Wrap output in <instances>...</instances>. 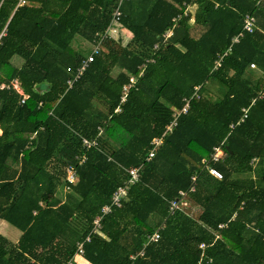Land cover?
<instances>
[{"label":"trees","instance_id":"obj_1","mask_svg":"<svg viewBox=\"0 0 264 264\" xmlns=\"http://www.w3.org/2000/svg\"><path fill=\"white\" fill-rule=\"evenodd\" d=\"M116 10L131 39L107 38L79 76ZM15 80L27 99L1 89ZM0 129V220L21 232L0 233V264H264V0H0Z\"/></svg>","mask_w":264,"mask_h":264},{"label":"built area","instance_id":"obj_2","mask_svg":"<svg viewBox=\"0 0 264 264\" xmlns=\"http://www.w3.org/2000/svg\"><path fill=\"white\" fill-rule=\"evenodd\" d=\"M187 14V13H186ZM121 16V12L119 10H116L114 13V17H113V27L108 28V30L106 31L105 34L100 35L99 36V40H97V43L94 45L91 53L87 56V58L83 61L82 65L78 68V74L79 76L82 75L85 70L89 67V65L94 61L95 57L100 53V49H101V45L103 44V42L107 39V38H116L118 39V37H116L115 35L119 34V27H118V21L120 19ZM255 24H256V19L254 16H247L245 19V26L243 28V32L235 37L233 39L234 43H238L241 38L243 37L244 33H252L255 30ZM230 51V49L223 55L220 57V60H218L216 62V67H219L221 65V61L223 59L224 56H226L228 54V52ZM253 68L255 67L254 64L251 65ZM71 82V81H70ZM136 83V77L131 76L130 77V84L126 87H124V92L127 93L129 91V89ZM13 87L14 89H16L20 94L24 95V98L27 99L28 96H25L22 87H21V83L18 80L12 81V84H2L1 85V89H10V87ZM25 99L23 100V102L25 101ZM190 99H185V105L183 106L182 109H176L173 113V120L170 122V124L167 126L166 128V132L165 134L160 137V138H155L152 142V150L149 153L148 156V161L150 159H152L155 154H156V150L163 144V140L164 137L166 136V134L170 133L178 124L179 118L180 116H182L183 114H186L190 108ZM245 112V116L247 115V110H244ZM84 143L88 146H91V143L89 141H87L86 139L84 140ZM225 157V152L222 151V149L217 148L214 152V154L212 155V159L217 161L219 159H223ZM205 163H207L206 161H204ZM140 169L141 168H131L128 170L129 173V179L127 180L126 183H124L122 186H120L117 191L113 194L112 196V200H111V204L110 205H106L103 207L102 212L103 215L109 213L113 207H121L122 206V202L123 200L127 197L128 195V190L130 185L135 184L139 181L140 179ZM211 173L218 177L221 178L222 175L214 170V169H210ZM195 179V178H194ZM77 180V175L75 172V169L73 167H70L67 169V182L69 184L75 183ZM69 185L66 186V190L69 189ZM191 191L194 190V187H191L190 189ZM185 192H180L179 197H177L175 200H173L171 202V207H170V211L172 213H174L176 210L181 209V206L184 202V199L186 197ZM102 219V217L97 218L95 220V224H96V230L99 227V223L100 220ZM160 239V233L159 231L154 232L152 235L149 236V242H157ZM87 240H89V238H87ZM79 250V254H83L84 253V249H83V243L79 244L78 247ZM132 259H135L134 256H132ZM69 264H74V263H69Z\"/></svg>","mask_w":264,"mask_h":264},{"label":"rangeland","instance_id":"obj_3","mask_svg":"<svg viewBox=\"0 0 264 264\" xmlns=\"http://www.w3.org/2000/svg\"><path fill=\"white\" fill-rule=\"evenodd\" d=\"M197 9H198V7L196 5H192L190 7V10H191L192 14H196V12L199 11ZM194 27H195L194 34L196 36V35H198L201 32V30H200V28H198L196 26H194ZM124 32H126V31L122 30V32H121L122 34L115 35L116 37H118L121 40L122 45H126L129 42V40H130V36H132L130 34L126 35L127 32L125 34H124ZM82 46L85 49L84 53H87V51L88 52L91 51L92 47H93L92 45H89L86 42H82ZM23 62L24 61L20 57H14L13 58V63L16 66H21ZM209 88L211 89L213 96L214 95H216L218 97L220 96V90H219L217 84L210 83ZM0 233L3 234L8 239L14 241V242H16L21 237V232L18 229H16L11 224H9L8 222L3 221V220H0ZM229 235L232 236V237H236L234 228H231L229 230ZM77 261L78 262H82L81 259H79V258H77Z\"/></svg>","mask_w":264,"mask_h":264},{"label":"crops","instance_id":"obj_4","mask_svg":"<svg viewBox=\"0 0 264 264\" xmlns=\"http://www.w3.org/2000/svg\"><path fill=\"white\" fill-rule=\"evenodd\" d=\"M124 31H126V32H127V33H126V32H124V34L126 33V35H127V34H130V35H132V34H131L129 31H127V30H124ZM119 34H122V33L120 32ZM131 37H132V36H130V39H131ZM1 133H2V131H1V129H0V135H1Z\"/></svg>","mask_w":264,"mask_h":264}]
</instances>
